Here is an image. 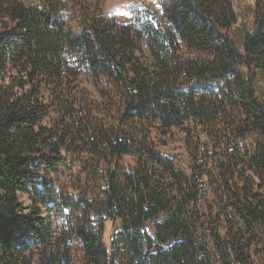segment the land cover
<instances>
[{
    "label": "trees",
    "instance_id": "1",
    "mask_svg": "<svg viewBox=\"0 0 264 264\" xmlns=\"http://www.w3.org/2000/svg\"><path fill=\"white\" fill-rule=\"evenodd\" d=\"M157 1L121 24L79 0H0V264H264V0L240 22L232 0ZM153 126L184 133L192 176ZM76 163L101 176L98 205L49 182Z\"/></svg>",
    "mask_w": 264,
    "mask_h": 264
},
{
    "label": "rangeland",
    "instance_id": "2",
    "mask_svg": "<svg viewBox=\"0 0 264 264\" xmlns=\"http://www.w3.org/2000/svg\"><path fill=\"white\" fill-rule=\"evenodd\" d=\"M31 4H40L41 6L46 4L48 0H29ZM57 0H49L54 2ZM82 1L83 6L91 9V13L96 16H102L110 21H115L121 24H131L135 21L136 17H141L142 19L150 20L151 16L154 14L161 15V10L157 0H79ZM233 8L235 12L239 14V22L246 18L248 20L249 10L253 8L255 0H232ZM182 57H200L199 54L195 52L182 53ZM78 90L86 91L92 100H100L99 95L94 88L91 80L85 76L81 75L78 82L75 85ZM55 114L51 115V118H55ZM196 132L199 136L201 142L211 149V144L204 130L200 127L196 128ZM151 136L155 144L159 146V149L168 156L174 166L187 176H192L191 173V157L189 155L186 143L185 135L182 132L174 131L167 138H163L157 131L156 126H153L150 130ZM124 162L130 167L135 168L136 162L133 158L129 156L123 157ZM77 168L72 171L63 169L58 174H50L48 176L49 182L55 186L56 190L68 194L73 200L82 196L88 198L89 200L99 204L103 199V188L104 183L101 176L95 175L93 173V166L84 172L82 168L84 165L76 163ZM100 170L106 172L107 167L102 164L99 166ZM204 188V196L200 201V209L202 213L206 216L210 211L215 208L213 195L211 193L208 181L204 180L202 182ZM30 194L24 193L20 195V201L23 203L25 215H29L32 203L30 201ZM42 214L40 218L47 224H54L57 222L51 215L50 211L46 210L45 207H40ZM93 220L96 219L95 214H91ZM226 233V228L223 226L221 229V235L224 236ZM264 250V244L257 241L254 246V251L261 256ZM121 253V252H120ZM119 253V254H120ZM125 260V255H121L118 259V264H123Z\"/></svg>",
    "mask_w": 264,
    "mask_h": 264
}]
</instances>
